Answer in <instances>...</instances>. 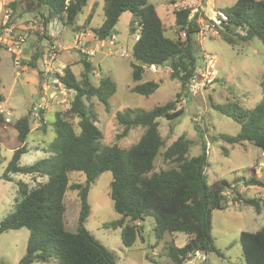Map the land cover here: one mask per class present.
I'll use <instances>...</instances> for the list:
<instances>
[{
  "label": "trees",
  "instance_id": "1",
  "mask_svg": "<svg viewBox=\"0 0 264 264\" xmlns=\"http://www.w3.org/2000/svg\"><path fill=\"white\" fill-rule=\"evenodd\" d=\"M89 1L14 0L5 5L10 10L6 25L12 26L14 34V20L24 12H36L43 24L55 19L78 32L80 27L73 26ZM102 3V23L91 29L98 41L110 40L115 35L120 16L126 12L131 14L129 33L137 34L131 48V77L135 83L131 91L147 97L158 89L156 82L140 83L145 69L154 65L158 69L169 68L170 79L179 82L183 95L189 94L188 84L198 68V18H205L204 14L195 13L189 18L190 10L172 9L173 35L167 37L166 25L147 0H102ZM173 4L170 3L171 6ZM220 12L225 19L217 27L218 37L224 42L233 46L238 41L249 42L256 38L264 46V0H235L232 6ZM181 33L184 37L180 36ZM42 39H47V36L40 37L31 56L32 68H36L48 47L41 46ZM82 65L83 71L78 78L68 65L62 78L64 85L76 92L71 107L65 112L56 110L51 123H47L44 117L39 121L41 131L46 132L50 126L55 136L47 148H43L47 157L22 165L21 159L28 152L25 142L31 132L32 120L27 114L14 124H8L16 131L15 140L21 146L13 150L0 178L13 181V175H31L43 179L32 187L17 180L13 210L0 220V234L22 228L29 231L26 252L18 264H116L113 253L85 227L90 214L88 191L103 172L111 173L109 197L118 216L108 227L120 229L124 247L135 243L141 236L142 222L153 217V231L158 241L166 233H183L187 237L181 247L173 242L166 247L169 264H186L189 255L195 251H205L206 255L214 253L223 258L211 234L212 212L228 207L225 192L232 190L236 193L234 202L240 201L260 214L264 199L245 197L238 189V183L246 188L264 187L256 169L246 168L237 183L221 179L209 185L207 144L201 131L200 153L196 156H190L193 142L184 134L166 147L158 120L165 119L171 123L183 114L182 109L176 108L180 93L174 100L154 106L149 111L129 109L117 113V121L123 126L119 137H125L134 128H141L143 133L128 148L106 145L102 132L96 126V115L85 101L94 97L109 110V99L116 92V85L104 75L94 85L90 79L93 73L91 64L82 58ZM260 87L261 103L251 111L243 110L236 103L211 104L221 115L235 121L240 130L235 136L212 135L210 140H222L231 146L248 143L264 153V81L260 82ZM74 119H77V131L72 125ZM194 129L198 131L197 126ZM160 153L169 167L156 171L154 162ZM222 153L227 155V148L222 147ZM72 173L84 175L85 182L70 183ZM68 191H75L80 202L76 232L65 227L64 199ZM238 243L243 264H264V225L254 232L242 231Z\"/></svg>",
  "mask_w": 264,
  "mask_h": 264
},
{
  "label": "rangeland",
  "instance_id": "2",
  "mask_svg": "<svg viewBox=\"0 0 264 264\" xmlns=\"http://www.w3.org/2000/svg\"><path fill=\"white\" fill-rule=\"evenodd\" d=\"M156 10L159 18L166 25L167 37L173 35L171 25L173 24L172 6L170 3H178L181 0H147ZM94 5L89 26L92 29L98 28L103 19L102 0ZM211 8L216 11L224 10L232 6L235 0H208ZM202 5L207 12L210 7H206L205 0ZM87 9L78 15L73 27L83 25ZM171 12V13H170ZM204 14V11H202ZM205 15V14H204ZM208 16V13H206ZM131 14L123 13L115 26L114 45H109L108 41L98 42L97 47L92 46L93 55L88 61L91 64L93 73L91 82L97 85L99 77L102 75L111 78L116 85V92L109 99V110L96 98L85 101L91 111L96 115V126L103 134L106 145H115L119 148H128L133 145L143 130L134 128L128 131L125 137H119L123 131V126L117 121V113H122L129 109H139L149 111L154 106L163 105L176 98L180 93L181 97L176 105L177 109H182L183 114L168 123L165 119H159V132L165 140L166 147L169 146L178 136L184 134L193 144L190 149V156L200 153V133L204 135L207 144L208 166L206 167L207 183H212L225 179L227 181H237L242 178L244 170L254 167L264 182V153L248 143L231 146L228 143L218 140L212 141V135L225 134L235 136L240 126L231 118L221 115L212 108L211 104L227 105L236 103L245 111L253 110L261 103L262 92L260 82L264 81V46L260 40L254 38L249 42L238 41L235 45L224 42L220 37L209 34L205 38L196 36L198 44L197 64L202 66V62L211 59L213 67L217 72L216 77L210 84L196 95H183L180 92V84L177 80H171L170 69L165 67L156 72L145 69L140 83L153 81L159 84L158 89L151 95L145 97L131 91L135 83L131 77V48L137 39V34L129 33V22ZM51 21V22H50ZM46 24L41 18L37 20V28H45L52 35L61 33L60 39H53V42L60 46H67L68 51H60L58 59L60 62L68 64L72 72L78 78L83 71L82 58L77 49L73 46L72 28L63 26L59 21L53 19ZM29 22L15 26L16 32L12 38L18 34L27 33L30 36ZM45 30V29H44ZM38 31V30H37ZM0 37L6 38L2 26L0 25ZM38 38V42H39ZM27 44V40L26 43ZM95 44V45H96ZM6 40L0 41V95L2 102L12 111L14 122L27 115L29 109L37 97L41 77L36 68L31 67V56L28 52H23L22 74L15 77V68L11 62V57L7 48ZM29 43L27 50H29ZM56 107L44 110V119L47 123L53 121V113ZM72 125L77 131V119L72 120ZM197 126L198 131L194 129ZM40 122L31 123V132L26 140L27 154L21 159L22 165H30L34 161L47 157L43 148L54 140L55 136L51 127H47L46 132L41 131ZM199 131H201L199 133ZM16 131L12 126L0 129V177L9 161L14 149L21 145L15 140ZM222 147L227 148L228 154L222 153ZM163 149L160 151L162 152ZM155 170L166 169L169 165L163 161L161 153L155 159ZM13 181H4L0 178V220L13 210L14 198L16 197V181L21 180L30 187L34 186L40 179L31 175H13ZM112 181L110 172H103L90 185L88 191V204L90 214L86 221V229L98 240L106 249L113 253L116 264H169L166 255V247L170 243L181 247L185 243L186 235L183 233L164 234L161 240H157L153 231L154 219L147 217L142 222L141 236H139L131 247H124L121 241L120 229L108 227V224L118 218L114 212L112 201L109 197V185ZM85 177L80 173L70 174V183H84ZM240 193L245 197L258 196L264 199V187L246 188L242 183H238ZM228 204L227 208L214 210L212 212V237L214 245L223 254V258L214 253H209L204 258H191L186 264H243L242 250L238 243L239 234L242 231L254 232L264 225V208L257 214L252 207H246L240 201L234 202L236 193L232 190L225 192ZM64 221L65 227L70 232H76L77 219L80 210V202L75 191H68L65 199ZM29 231L25 228L8 231L0 234V264H18L24 256L27 247ZM41 264V263H32Z\"/></svg>",
  "mask_w": 264,
  "mask_h": 264
},
{
  "label": "built area",
  "instance_id": "3",
  "mask_svg": "<svg viewBox=\"0 0 264 264\" xmlns=\"http://www.w3.org/2000/svg\"><path fill=\"white\" fill-rule=\"evenodd\" d=\"M207 4L209 2L207 0ZM210 7V11L207 12L202 5V0H181L178 3H174L172 8L174 10H190V17L195 13H203L205 18L199 17L198 23L200 26L198 35L203 39L207 34L218 37L219 30L218 26L221 24V20L225 19V16L220 11H214ZM208 13V16L206 15ZM8 16L6 21L3 23V32L7 36L6 38L0 37V41L6 40L9 47L7 51L10 54L11 62L15 68L14 75L15 77H20L24 67L22 66V57L23 49L28 38L27 33H21L12 38V26H7ZM41 33H44L43 28ZM181 37H184V33L180 34ZM84 37L83 33H77L73 37V46L74 49H77L80 55L85 57L86 61H89L90 57L93 55V49L88 48L83 42L82 38ZM115 36H112L108 41L109 45H114L113 41ZM101 43V41H98ZM97 42V43H98ZM97 47V44L95 45ZM70 48L65 46H60L57 43L53 42L48 45L47 49L42 53L39 62L37 71L41 77V82L38 90L37 97L33 101L30 109L29 115L32 122H39L42 117H45L44 110L56 107L59 112L67 111L72 103L74 102L76 92L73 88L67 87L64 85L62 78L64 77L65 69L67 64L60 62L58 59L60 51H68ZM213 62L211 59H207L202 62V66H199L195 70L194 76L191 78L188 84L189 94L196 95L199 94L203 88L210 84L211 81L216 77L217 72L213 67ZM149 71L156 72L157 68L154 65L147 67ZM13 111L5 105L4 102L0 101V128L8 126L12 122ZM191 258L202 259L204 258L200 251H195L192 255H189V260ZM188 260V261H189ZM186 261V263L188 262Z\"/></svg>",
  "mask_w": 264,
  "mask_h": 264
},
{
  "label": "crops",
  "instance_id": "4",
  "mask_svg": "<svg viewBox=\"0 0 264 264\" xmlns=\"http://www.w3.org/2000/svg\"><path fill=\"white\" fill-rule=\"evenodd\" d=\"M11 1H14V0H0V25L1 26H3V23L6 21L7 16H9V14H10V10L6 9L5 5ZM97 1H99V0H90L88 2L87 6L85 7L87 9V12H86V16H85V20H84L83 25H79L80 30L78 32L72 31L73 37L77 33H83L84 37L82 38V40L88 48H92V46H95V44L98 42V40L95 39L93 32L91 31L92 28L88 27L89 26L88 19H90V16H91L92 11H93V7H94V5H96L98 3ZM205 3H206V7L210 5V3H209V5L207 4V0H205ZM83 10H84V8H83ZM83 10H82V12H83ZM42 12H43V10H42ZM43 13L46 15L47 11L45 10ZM172 16H173V14H172ZM39 19H40V17L36 12H24L20 15V17H17L14 20V23H13L14 27L17 25H20V24H25L26 21H31V22H29V24H27V25H29L28 29L30 30V36H28V38H27V44L29 43L30 49L27 50V44H25L24 49H23V52L25 51V53L28 52L29 54H33V52H34V50L38 44V38L43 37V35H46L47 39H42L41 46H47V45L53 43V39H56V38L60 39V37H61L62 32H59L58 35H52L49 32V30H48L49 24L44 28L45 30L43 29L44 33H41V29L37 28V25H36L37 20H39ZM173 25H174V17H173V24L171 25V27H173ZM262 167H264V166H262ZM257 175H258V177H260L258 174V171H257ZM186 240H187V237L185 238V242H186Z\"/></svg>",
  "mask_w": 264,
  "mask_h": 264
},
{
  "label": "water",
  "instance_id": "5",
  "mask_svg": "<svg viewBox=\"0 0 264 264\" xmlns=\"http://www.w3.org/2000/svg\"><path fill=\"white\" fill-rule=\"evenodd\" d=\"M201 254H202L203 256H205V255H206L205 251H202V252H201Z\"/></svg>",
  "mask_w": 264,
  "mask_h": 264
}]
</instances>
